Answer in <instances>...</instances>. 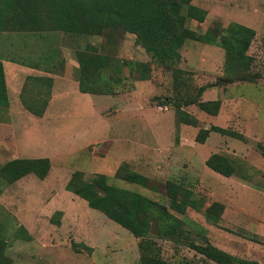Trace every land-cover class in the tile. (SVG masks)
Wrapping results in <instances>:
<instances>
[{"label":"rangeland","instance_id":"374dc122","mask_svg":"<svg viewBox=\"0 0 264 264\" xmlns=\"http://www.w3.org/2000/svg\"><path fill=\"white\" fill-rule=\"evenodd\" d=\"M192 5L206 12L202 23L186 21L185 26L196 34L213 28L225 32L230 23L255 31L247 55L249 74L256 78L208 89L200 100H220L214 116L195 105L183 107L197 120L194 126L179 123L172 106H159L177 98L172 72L153 63L134 35L113 26L104 27L101 35L54 32L48 25V10L38 9L36 18L45 27L37 32V25L31 23L35 31L30 33L61 35L57 43L49 39L47 46L64 47L65 61L67 56L77 63L80 51L108 56L105 73L121 76L123 84L112 95L83 94L77 84L56 87L46 118H35L20 104L19 88L7 69L8 101L26 118L7 119V124L13 123L9 129L0 125V165L13 159L49 160L44 179L33 174L13 184L0 179V236L5 241L4 255L12 264H140L139 239L66 190L76 171L86 181L103 175L106 184L167 208L165 183L180 184L191 193V202L184 216L169 210L172 214L200 229L213 246L264 264V0H193ZM180 54L178 68L186 72L191 93L224 76V52L219 46L187 40ZM137 63L149 65L148 80L136 79ZM130 64L135 68L131 76ZM77 78L76 70L73 79ZM4 118L0 110L1 123ZM212 126L241 137L210 132L202 144L196 142L197 134ZM212 154L233 163L231 177L206 167L205 160ZM120 167L147 177L148 187L117 178ZM214 202L224 206L217 225L204 214ZM193 237L201 242L199 236ZM156 246L170 264H215L167 240L157 239Z\"/></svg>","mask_w":264,"mask_h":264},{"label":"trees","instance_id":"16d2710c","mask_svg":"<svg viewBox=\"0 0 264 264\" xmlns=\"http://www.w3.org/2000/svg\"><path fill=\"white\" fill-rule=\"evenodd\" d=\"M193 0H0V31L33 32L31 23L37 25V32H43L40 19L36 18L38 9L45 8L51 15L50 28L54 32L89 35L90 32L101 35L104 27H118L124 33L135 36V42L147 54L153 63L172 72L173 88L177 98L164 100L159 106H172L179 123L194 126L197 120L183 110V107L197 106L211 116L218 113L220 100L203 102L201 96L213 87L226 86L235 82H255L249 74L251 57L248 49L255 37V31L238 23H230L225 32L218 28L196 34L185 24L187 20L202 23L206 12L194 5ZM45 27V26H44ZM220 29V28H219ZM196 41L207 45H217L224 52L223 77L213 84L203 85L190 92V86L184 79L186 72L179 69L180 49L185 41ZM78 64V90L83 94L112 95L115 88L123 84L121 76L107 75L110 65L108 56L89 51L76 54ZM130 75L134 66L130 64ZM137 78L148 80L149 65H135ZM129 78V77H128ZM52 79L45 77H27L20 94L23 108L35 117H42L51 98ZM28 91H31L29 95ZM3 66L0 63V107H7ZM210 132L240 138L234 132L212 126L209 131H200L196 142L203 143ZM207 168L223 176L231 177L235 168L231 161L218 154H212L205 160ZM49 171V160L13 159L0 165V179L13 184L23 177L33 174L44 179ZM115 176L127 183L148 187L149 179L124 167L118 168ZM103 175L92 180L83 179L81 172H74L66 184V190L84 200L89 208L101 212L110 220L126 229L139 239L138 251L140 264H170L160 255L156 240H167L175 245L193 250L203 258L215 264H253L234 257L213 246L201 234V230L176 217L186 214L191 202V193L180 184L167 181L165 192L169 208L147 199L135 192L119 189L105 183ZM224 206L218 202L205 209V218L212 225L221 219ZM194 235L199 236L197 242ZM5 241L0 236V264H12L4 255ZM182 264H192L184 262Z\"/></svg>","mask_w":264,"mask_h":264},{"label":"crops","instance_id":"0c3cea01","mask_svg":"<svg viewBox=\"0 0 264 264\" xmlns=\"http://www.w3.org/2000/svg\"><path fill=\"white\" fill-rule=\"evenodd\" d=\"M36 34L24 31H0V63L3 66L6 92L8 85L7 69L11 80L17 83L19 88L18 95L21 94L23 84L27 77H45L52 79L51 98L44 115L40 117L44 119L48 114L49 107L54 102L55 88L57 87V90H59L67 85L77 84V81L73 79V74L76 72L78 65L67 56L66 61L63 59L65 54L63 51L65 49L61 45L57 47L47 46L49 39L57 43L61 35L58 36L57 33L40 34L41 36ZM0 110L5 116L2 123L0 122V125L6 126L7 129L13 127V123L7 124L5 122L7 119L12 121L14 118L21 120L26 118L23 112L16 109L12 110L9 101L8 106L0 107ZM28 114L32 115L30 113Z\"/></svg>","mask_w":264,"mask_h":264}]
</instances>
